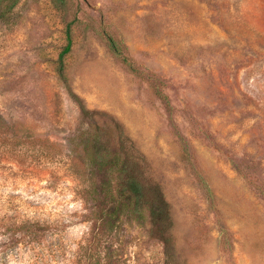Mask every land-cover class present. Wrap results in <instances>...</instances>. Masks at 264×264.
Listing matches in <instances>:
<instances>
[{
    "label": "rangeland",
    "instance_id": "rangeland-1",
    "mask_svg": "<svg viewBox=\"0 0 264 264\" xmlns=\"http://www.w3.org/2000/svg\"><path fill=\"white\" fill-rule=\"evenodd\" d=\"M0 14V264H264V0H3ZM70 88L123 125L162 188L167 254L147 211L97 227ZM25 219L48 227L23 242Z\"/></svg>",
    "mask_w": 264,
    "mask_h": 264
},
{
    "label": "trees",
    "instance_id": "trees-1",
    "mask_svg": "<svg viewBox=\"0 0 264 264\" xmlns=\"http://www.w3.org/2000/svg\"><path fill=\"white\" fill-rule=\"evenodd\" d=\"M0 15L2 17L4 14ZM67 33L68 43L59 59V72L63 79H66L64 56L72 45L69 25ZM110 41L116 54L121 55L116 42L112 38ZM123 59L127 61V58ZM69 91L80 108L85 124L70 139L71 152L74 154L72 166L80 182V193L87 194V197L89 195L95 206L97 227L116 230L120 227L122 217L140 221L147 211L150 234L165 244L167 254L172 241L169 232L172 225L169 204L160 185L147 176L145 160L135 142L126 134L119 121L106 118L103 112L88 108L76 92L71 88ZM98 119L103 121L99 122ZM17 222L23 231L20 236L23 242L37 240L38 229L45 230L48 227L40 220L25 219ZM2 226L8 227V218L0 223Z\"/></svg>",
    "mask_w": 264,
    "mask_h": 264
}]
</instances>
